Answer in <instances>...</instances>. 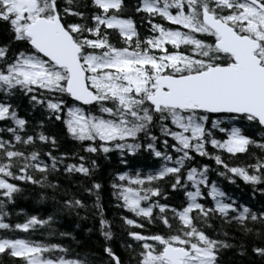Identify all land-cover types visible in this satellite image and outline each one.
Here are the masks:
<instances>
[{
    "label": "snow or ice",
    "instance_id": "obj_1",
    "mask_svg": "<svg viewBox=\"0 0 264 264\" xmlns=\"http://www.w3.org/2000/svg\"><path fill=\"white\" fill-rule=\"evenodd\" d=\"M122 7L123 0H0V23L10 33L9 42L23 49L9 55V46H0V122H4L0 133L7 134L0 136V230L4 232L0 255L16 258L12 264H89L86 258L71 256L61 244L7 235L35 231L52 219L31 216L24 223L5 222V205L21 191L10 181L60 192L67 198L56 202L74 212L85 205L49 182L48 176L62 164L68 175H91L85 156L78 157L79 163H64L63 155L45 151V162L37 141L53 147L56 141L42 132L29 134L28 122L9 102L17 94L43 107L50 119H63L74 140L88 142L82 145L86 153L115 151L124 163L125 152L134 154L143 147L163 161L154 173H119L115 180L121 183L111 185L121 201L117 207L147 224L158 221L168 230L128 231L139 249L135 264H219L220 250L232 245L210 239L196 222L207 223L213 217L224 223L235 221L245 235L252 233L249 221L264 225V212L227 202L230 198L209 180L208 165L188 163L195 156L206 157L224 169L218 175L231 173L254 190L264 185V155L248 153L255 160L247 165L249 172L229 166L218 154L238 158L237 153H246L250 145L264 153V142L247 134L249 127L264 130V0H138L134 10L145 14L141 19L150 26L151 34L144 37L132 18H118ZM108 29L118 30L117 43L123 46L111 41L114 33ZM33 170L41 174L39 179ZM165 177L173 191L184 190L187 204L180 209L152 199H167L153 184ZM228 179L231 182L232 177ZM99 188L93 183L85 191L91 194ZM205 196L211 198V206L198 202ZM154 209L158 211L153 216ZM193 212L195 216L190 215ZM121 219L126 225L145 227ZM107 223L101 216L100 231L106 240L112 237L111 231H105ZM253 236L260 243L251 250L264 259V232ZM103 251L108 264H122L111 247Z\"/></svg>",
    "mask_w": 264,
    "mask_h": 264
},
{
    "label": "trees",
    "instance_id": "obj_2",
    "mask_svg": "<svg viewBox=\"0 0 264 264\" xmlns=\"http://www.w3.org/2000/svg\"><path fill=\"white\" fill-rule=\"evenodd\" d=\"M81 3L84 0H80ZM138 0H123V7L117 13L118 18H132L134 26L139 35L144 37L150 35L147 21L141 19L142 15L135 12V7ZM157 19H159L157 17ZM165 23L166 22H162ZM109 33H114L110 37L111 41L116 46H123L117 43L118 30L108 29ZM135 39V37L133 38ZM10 33L6 30L3 23H0V46L8 45L10 48L9 55H12L17 50H23L17 47L16 43H10ZM9 102L16 108L18 115L24 118L27 123L29 134L42 132L45 135L52 136L56 143L53 147L51 143L40 144L37 141L36 147L40 149L41 156L47 162V157L43 156V152H51L53 155L65 157L64 163H79V156H85V165L91 169L90 177H83L79 173L68 175L63 171V164L57 173H51L48 180L55 183L62 191H67L80 199L83 208H78L76 211H69L62 208L60 203L65 198L60 192L53 193L50 188H41L39 185L25 183L23 181H10L15 183L21 191L14 194L15 199L12 203L6 204L4 210L8 213L4 217L5 222L12 225L24 223L29 217L36 216L39 219H52L47 225H37L35 231L30 230L29 233L14 231L7 233L10 237L25 238L31 240H39L45 243H57L69 249V254L73 257L80 256L86 258L89 264H108V257L104 253L105 246L111 247L112 250L122 261V264H135V258L139 249H135L137 242L132 240L127 235L128 231H135L141 234L148 233H167V229L156 221L153 224H147L140 217H135L132 213L126 212L122 207H117L121 201H118L113 195V183H121L115 180L119 173H128L134 175L139 171L142 175L156 172L163 161L160 158L154 157L149 151H145L143 147L137 150L134 154L123 155L124 163L121 162V155L118 152L105 153H86L83 151L82 145H86L87 141H76L67 132V128L63 123V119L55 120L49 118L46 111L40 105L29 103L27 97L17 94L10 98ZM73 102L69 99L68 106L71 107ZM66 111V109H65ZM63 117V113L61 114ZM4 122H0V127ZM153 134L159 136L158 130H153ZM247 134L252 136L258 142H264V130L259 127L247 128ZM0 136H7L6 133H0ZM143 134H140V142L143 144ZM17 147H20L17 145ZM208 150L213 151L210 146ZM170 151V150H169ZM248 153H254L256 156L264 155L254 146H249L246 153H237L238 158L229 159V154L218 153L226 160L229 166L245 167L250 163H254V159H250ZM173 158L175 154L171 153ZM95 161V164H92ZM190 163L191 166L200 164L208 165L209 180L215 181L217 187L225 193L230 199L227 202L234 200L237 205H244L252 212L257 214L264 212V192L260 188L264 185L254 186L245 183L238 176H232L231 173L226 175H218L217 171L223 172V168H218L213 160L206 157L195 156ZM249 172L251 168H247ZM15 171V169H13ZM35 178H40V173L33 170ZM228 177H232L231 182ZM8 179V178H5ZM93 183L99 184V189H93L91 194L85 191L90 188ZM126 183V182H124ZM154 185H159L161 192L167 198L166 200L159 197H153V200L159 199L160 203H167L170 207L180 209L182 205L187 204V197L184 195V190L173 191L168 182V177L164 180L153 181ZM136 187V186H133ZM55 196V199L53 197ZM43 197V199H42ZM203 202L207 206H211L210 197L205 196ZM143 205V201L141 202ZM158 209H154L153 216ZM195 216V212L190 213ZM211 215V214H210ZM101 216L108 222L105 231H111V239L106 240L101 235L99 221ZM121 217L133 219L136 222L144 223V228H136L134 226L123 223ZM200 229L210 238L215 240H224L232 247L223 248L219 252V264H264V259L252 252V245L259 244L253 236L255 232H264V225L249 221L247 226L252 229V233L245 235L240 226L235 221L224 223L218 217H213L207 223L196 222ZM66 233L67 235H61ZM3 230H0V235H3ZM151 243V242H150ZM132 244L133 248H128L127 245ZM135 249V251H134ZM4 255H0V264H12V260Z\"/></svg>",
    "mask_w": 264,
    "mask_h": 264
},
{
    "label": "water",
    "instance_id": "obj_3",
    "mask_svg": "<svg viewBox=\"0 0 264 264\" xmlns=\"http://www.w3.org/2000/svg\"><path fill=\"white\" fill-rule=\"evenodd\" d=\"M84 107H87V106H84Z\"/></svg>",
    "mask_w": 264,
    "mask_h": 264
}]
</instances>
